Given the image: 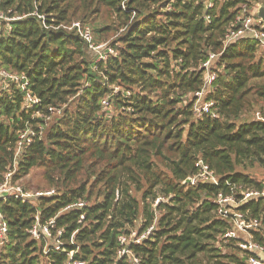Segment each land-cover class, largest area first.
<instances>
[{
	"label": "trees",
	"instance_id": "1",
	"mask_svg": "<svg viewBox=\"0 0 264 264\" xmlns=\"http://www.w3.org/2000/svg\"><path fill=\"white\" fill-rule=\"evenodd\" d=\"M163 1L0 0L12 18L0 19V68L28 77L45 116L64 107L44 133L45 119L24 108L18 84L0 80V183L14 168L19 132L31 124L36 135L13 181L40 168L47 186L38 188L56 192L0 200L8 225L0 264H131L118 257L119 235L151 226L131 246L141 264H249L238 241L226 240L232 222L218 216L215 198L232 186L238 200L239 186L264 191L240 169L264 167V47L250 36L224 41L240 4L254 0H213L210 22L203 0H175L169 12ZM74 21L91 26L96 42L112 39L116 54L96 62L77 31L64 27ZM212 54L217 78L203 102L214 105L199 116L195 93ZM200 159L220 185L184 183ZM80 201L86 205L69 208ZM235 209L261 219L251 235L264 245V196ZM37 215L41 224L54 221L49 242L29 232Z\"/></svg>",
	"mask_w": 264,
	"mask_h": 264
},
{
	"label": "built area",
	"instance_id": "2",
	"mask_svg": "<svg viewBox=\"0 0 264 264\" xmlns=\"http://www.w3.org/2000/svg\"><path fill=\"white\" fill-rule=\"evenodd\" d=\"M175 0H164L163 8L165 11H172V2ZM206 8L203 18L210 22L212 15L209 10L213 9L215 2L213 0H203ZM262 0H254L251 3L243 2L240 4V8L235 15V19L232 25L229 27L225 35V46L229 43L241 39L246 36L254 38L259 44L264 47V20L258 16L259 7L261 6ZM123 8H126L125 2H123ZM0 19L10 20L0 12ZM68 29H75L77 34L82 37L86 42L88 47L95 53L96 62L106 61L110 55H115L116 51L111 42H96L93 35V30L89 25H83L80 21H74L71 26H64ZM214 57V54L210 56V59L203 64V67L207 70V77L205 80V85L202 91L196 92L195 96L198 97V101L195 106L196 113L199 116H202L203 113L210 112V107L214 105L213 102H208L200 104L201 98L204 97L206 91L211 87L215 79L217 78V73L210 70L211 60ZM0 80L3 83L14 82L17 83L20 89L25 95L24 99V108L26 110H33L32 118L43 117L45 119V124L47 121L58 111H61V108L49 107V115H44L41 110L37 107L41 105L40 98L33 94L30 88V82L28 77L25 74H17L8 71L7 69L0 68ZM118 90V88H116ZM103 104L105 107H109V101L104 100ZM212 116H216L213 114ZM43 129V126L40 125V130ZM35 132L32 125H27V127L19 132L18 140L16 143V153L13 163V170L8 171L5 174V180L0 183V200H7L11 198L21 199L24 202H32V199L36 196L43 195H52L55 194V190L51 189L49 191H36L28 190L20 181H13V174L17 168L18 160L25 148L31 144ZM197 172L193 176H189L191 185H197L199 182L212 183L214 185H220L222 183L221 178L216 174V172L203 160H198L196 163ZM227 182L229 185L230 183ZM241 189L243 197L241 201L248 200L256 196H264V191L262 193L254 190L242 188ZM238 188V189H239ZM235 186H232V192L225 194L222 191L219 192L215 198L216 203V212L218 216L230 220L232 222V227L225 233L226 240L236 239L238 245L241 249L248 252V263L249 264H264V245L253 240L251 235V229H257L261 226L262 221L260 218H252L243 211H238L235 208L240 204L235 193ZM160 199L156 201L158 203ZM86 203L80 201L75 203L70 207H83ZM83 218V216H82ZM54 227V221H48L46 224H41L39 216H36V222L33 227L29 230L31 235L36 239H44L48 241L52 237V228ZM154 229V226L148 228V230L139 235L135 231L130 234H121L118 237L120 243V249L118 251V257H129L131 264H141V258L134 255L131 246L133 244H139L147 237ZM8 225L4 220V217L0 211V244H2L7 239ZM61 231L58 232L60 234ZM60 242L59 240H56ZM49 242V241H48ZM56 249H60V245L55 246ZM47 251V250H46ZM67 264H86L83 261H71Z\"/></svg>",
	"mask_w": 264,
	"mask_h": 264
},
{
	"label": "rangeland",
	"instance_id": "3",
	"mask_svg": "<svg viewBox=\"0 0 264 264\" xmlns=\"http://www.w3.org/2000/svg\"><path fill=\"white\" fill-rule=\"evenodd\" d=\"M110 41L112 42V39ZM203 100H204V97L201 98V100L199 102L201 105L204 104ZM106 108L110 109V110H108L109 112L114 111L111 106L106 107ZM63 111H64V107L61 108V111H58L52 115V117L47 121V123L43 129L44 133H45V131H47L46 129H48L56 121V119H58L59 117H61L63 115ZM44 133H43V135H44ZM240 169L241 170L244 169V171L250 173L256 179L264 182V167H262L260 164L255 163L253 166L248 165L246 168L240 167ZM21 183L23 185H29L30 188H33L32 189L33 192L42 191V190H40V188L47 186L46 181H44V179H43V171L40 168L33 169L31 171L30 175L25 178L24 183L22 181H21ZM38 187H40V188H38ZM49 190H51V189L44 190L43 192H46Z\"/></svg>",
	"mask_w": 264,
	"mask_h": 264
},
{
	"label": "water",
	"instance_id": "4",
	"mask_svg": "<svg viewBox=\"0 0 264 264\" xmlns=\"http://www.w3.org/2000/svg\"><path fill=\"white\" fill-rule=\"evenodd\" d=\"M258 16L264 20V0L261 1V6L259 7ZM185 184L190 183V178L184 181Z\"/></svg>",
	"mask_w": 264,
	"mask_h": 264
}]
</instances>
